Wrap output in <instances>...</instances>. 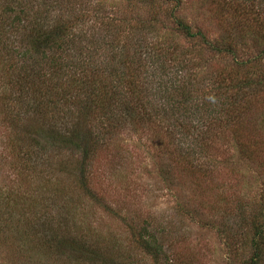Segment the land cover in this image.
I'll list each match as a JSON object with an SVG mask.
<instances>
[{
  "label": "rangeland",
  "instance_id": "1",
  "mask_svg": "<svg viewBox=\"0 0 264 264\" xmlns=\"http://www.w3.org/2000/svg\"><path fill=\"white\" fill-rule=\"evenodd\" d=\"M22 1L27 16L20 22L15 15L4 18L0 10V264H245L251 256V222L264 211V91L236 124L206 125L209 139L193 145V156L187 134L172 128L167 137L137 121L117 125L98 115L88 123L75 95L53 97L58 110L50 106L51 97L39 95L41 105L34 100L42 84L37 75L30 78L24 106L15 87L23 66L41 68L39 58L30 56V22L36 18L48 17L54 24L72 9L87 14L91 19L77 33L89 41L78 40L75 50L83 55L84 69L90 67L94 79L111 88L116 85L110 78L113 66V72L128 73L126 82L131 79L124 62L136 46L174 42L180 57L198 58L203 51L202 61L211 60L202 40L180 35L175 19L210 41L238 44L247 53L244 58L264 49L263 25L235 14L239 7L249 9L246 0L231 6L229 0H59L60 7L50 0ZM252 1L263 13L264 0ZM98 15L107 18L100 22ZM109 32L120 47L105 46ZM124 46L128 52L121 54ZM230 61L212 62L200 78V96L231 70ZM59 93L65 96L62 89ZM202 125L196 118L193 126ZM74 132L97 144L89 162L82 150L59 138ZM144 229L162 246L158 257L138 243Z\"/></svg>",
  "mask_w": 264,
  "mask_h": 264
},
{
  "label": "trees",
  "instance_id": "2",
  "mask_svg": "<svg viewBox=\"0 0 264 264\" xmlns=\"http://www.w3.org/2000/svg\"><path fill=\"white\" fill-rule=\"evenodd\" d=\"M3 1L2 4L5 6L1 7L0 10H2L4 18L15 15L20 22L22 15L27 16V7L24 6L22 0ZM50 1H52L53 6L60 7L59 0ZM232 1L234 0H229L230 6ZM246 3L249 4V9L239 7L235 13L238 16L237 18H243L245 21L254 20L256 23H261L264 28V18L259 16L264 12L255 11L256 1L246 0ZM179 6L180 3L177 2L174 7L175 11ZM172 13L175 14L174 11ZM106 18L103 15H98V21L100 22ZM87 19H91L87 14L81 15L75 9H72L69 11L67 19L57 20L54 24H51L52 21L48 17L40 19L41 21L36 18L34 24L30 22L32 25L30 56H33L31 59H35L36 56L39 58L36 59L37 62L40 61L38 64L41 68L37 71H31L25 65L20 69L18 83L15 87L19 89L18 95L20 98L18 100L20 105L24 106L23 101L31 95L29 92L30 78H35L34 76L37 75L38 82L42 84L41 91L34 93L36 97L34 100H38L41 105L44 96L46 99L51 97L52 99L49 100L50 106L53 110H58L60 107L58 101H56L57 98L66 99L67 96L73 98L75 95V98L79 100L78 110L83 112L82 114L87 122L91 120V116L98 117V115L103 116L102 119H106L108 123L114 122L115 124L117 122V125H130L137 121L158 127L167 137L172 135V128L183 136L187 134V144L191 147L187 150L191 151L189 153L194 156L196 152L193 150V145H196L197 142L206 145L209 139L208 133L204 132L206 125L236 124L250 110L249 106L257 99L255 95H260L264 91V49L244 58L247 53H244L238 44H232L227 40L210 41L202 31H194L193 27L179 19H175L174 25L180 35L190 41L202 40L205 46L204 50L210 52L207 55L211 56V60L202 61V53L205 52L200 51L199 59L197 54L193 56L190 53L187 59L191 60L187 61L185 57H180L178 47H173L174 42L168 44L167 41H164L159 46L152 44L150 49H145L143 45L136 46L135 49H131L133 51L132 55L127 56V62H124L128 66L127 72H131V79L129 78V81L126 82L125 76L128 73L113 72L115 69L113 66L110 78H114L113 81L116 85L111 88L106 85L102 86L94 79L92 70H88L90 67L87 71L86 67L84 69L83 55H80V51L75 50L78 40H87L77 33L78 26L82 22L85 24L84 21ZM111 19L114 23L115 19ZM1 38L2 36H0V42H2ZM108 38L105 46L112 47L111 50L120 47L117 45L118 37L110 33ZM5 39L8 38L5 37ZM92 46L96 50L101 49L96 44ZM124 47L119 51L121 54L128 48V46ZM2 49L0 47V50ZM144 49L150 51V54L144 53ZM114 52L111 51V54L113 55ZM13 55L11 53L10 57H13ZM24 57H26L25 54ZM116 57L117 55H114L112 58L116 59ZM219 59L231 60L232 66L229 65L231 70L222 73L219 79L216 77L212 88L210 90L207 88L208 91L200 96V78L206 73V70H209L212 62ZM187 62L192 65L186 64ZM134 66L139 67L136 68L137 73L131 70ZM189 67L195 69L197 73L189 71ZM76 70L81 71L79 76H74ZM140 70L144 72L139 73ZM89 71L90 73H88ZM40 79L43 81H39ZM57 81H63L65 85L58 87ZM43 89L46 92L42 91ZM61 89L65 92V96L59 93ZM54 91H56V94L52 96L51 93ZM83 96L86 100L81 99ZM40 98L43 99L40 100ZM36 105L39 107L38 104ZM25 113L28 114L29 112L26 110ZM196 118L201 124L204 122L202 127L193 126ZM192 130L193 133H191ZM194 132H197L198 135L195 134L196 136H194ZM191 134L193 140L189 139ZM59 138L66 146L82 150L85 163L89 162L95 155L94 146H97V144L93 139L89 140L80 132H74L73 136L69 138L63 135ZM181 142L183 144L185 140L183 139ZM204 150H206V147ZM187 159L188 162H193L192 157ZM86 185V183L82 184L83 187ZM259 218L260 220L255 217L251 222L252 238L249 241L251 256L245 264H264L263 210ZM139 237L140 241L138 243L151 256L158 257L163 252L162 246L158 244L157 237L150 233L148 229H144Z\"/></svg>",
  "mask_w": 264,
  "mask_h": 264
}]
</instances>
